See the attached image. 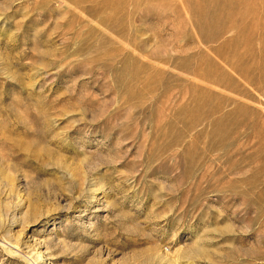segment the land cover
<instances>
[{
	"label": "rangeland",
	"instance_id": "obj_1",
	"mask_svg": "<svg viewBox=\"0 0 264 264\" xmlns=\"http://www.w3.org/2000/svg\"><path fill=\"white\" fill-rule=\"evenodd\" d=\"M0 239L264 264V0H0Z\"/></svg>",
	"mask_w": 264,
	"mask_h": 264
},
{
	"label": "bare ground",
	"instance_id": "obj_2",
	"mask_svg": "<svg viewBox=\"0 0 264 264\" xmlns=\"http://www.w3.org/2000/svg\"><path fill=\"white\" fill-rule=\"evenodd\" d=\"M0 240H2V239H0ZM2 242H4V243L7 244V245L5 246V247H6V250L10 252V251H11V250H10V247H11V246H10L9 244H11V242H10V241H5V240H2ZM2 244H3V243H2ZM9 246H10V247H9ZM18 247H19V246H18ZM11 252H12V251H11ZM15 253H16V252H15ZM27 260H28V259H27Z\"/></svg>",
	"mask_w": 264,
	"mask_h": 264
}]
</instances>
